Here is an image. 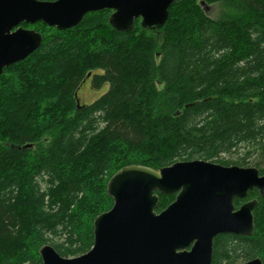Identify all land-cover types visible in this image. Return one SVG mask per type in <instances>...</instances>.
I'll return each mask as SVG.
<instances>
[{"label":"trees","instance_id":"16d2710c","mask_svg":"<svg viewBox=\"0 0 264 264\" xmlns=\"http://www.w3.org/2000/svg\"><path fill=\"white\" fill-rule=\"evenodd\" d=\"M111 12L63 30L22 24L44 39L0 75V264H43L44 244L88 252L95 218L114 203L108 181L125 166L264 168V0H175L161 28L137 19L131 31ZM87 78L107 89L82 103ZM159 196L158 212L176 198ZM254 198L253 234L218 235L213 264H264V196L235 204Z\"/></svg>","mask_w":264,"mask_h":264},{"label":"water","instance_id":"95a60500","mask_svg":"<svg viewBox=\"0 0 264 264\" xmlns=\"http://www.w3.org/2000/svg\"><path fill=\"white\" fill-rule=\"evenodd\" d=\"M175 0H0V75L43 42V34L23 23L42 21L58 30L79 24L93 11L108 9L110 24L131 31L161 28ZM257 189L264 196V168L222 165L203 159L177 161L155 169L128 165L108 181L113 206L94 220V243L81 255L65 257L50 244L39 250L43 264H213L220 234L251 236V199H236ZM176 194L157 211L159 194ZM238 264H263L260 257Z\"/></svg>","mask_w":264,"mask_h":264},{"label":"rangeland","instance_id":"374dc122","mask_svg":"<svg viewBox=\"0 0 264 264\" xmlns=\"http://www.w3.org/2000/svg\"><path fill=\"white\" fill-rule=\"evenodd\" d=\"M202 6L204 10L210 15L211 17H215L221 7L218 4H209L203 1ZM35 27V26H34ZM33 26H27V28L36 29ZM41 27V25L39 26ZM51 33V30L49 31ZM107 88L103 87L102 89H95L91 86V79L87 78L78 89V98L82 103H90L98 98Z\"/></svg>","mask_w":264,"mask_h":264},{"label":"flooded vegetation","instance_id":"af4514ba","mask_svg":"<svg viewBox=\"0 0 264 264\" xmlns=\"http://www.w3.org/2000/svg\"><path fill=\"white\" fill-rule=\"evenodd\" d=\"M248 194H249V193H248ZM247 196H248V195H247ZM247 196H246V197H247ZM246 197H245V198H246ZM243 199H244V198H243ZM254 199H255V198H254ZM236 200H237V199H236ZM248 200H251V199H248ZM248 200H244V202H246V201H248ZM244 202H243V203H244ZM243 203H242V204H243ZM240 205H241V204H240ZM240 205H239V206H240ZM239 206H236V207L238 208ZM244 262H245V261H244ZM240 263H243V262H240ZM237 264H238V263H237Z\"/></svg>","mask_w":264,"mask_h":264}]
</instances>
